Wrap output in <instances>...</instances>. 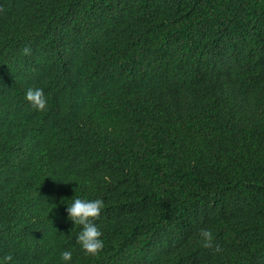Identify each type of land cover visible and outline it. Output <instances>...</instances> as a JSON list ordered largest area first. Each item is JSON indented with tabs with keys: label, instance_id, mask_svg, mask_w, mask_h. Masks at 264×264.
I'll return each instance as SVG.
<instances>
[{
	"label": "trees",
	"instance_id": "obj_1",
	"mask_svg": "<svg viewBox=\"0 0 264 264\" xmlns=\"http://www.w3.org/2000/svg\"><path fill=\"white\" fill-rule=\"evenodd\" d=\"M76 197L104 201L96 256L68 217ZM7 254L264 264V0H0Z\"/></svg>",
	"mask_w": 264,
	"mask_h": 264
},
{
	"label": "clouds",
	"instance_id": "obj_2",
	"mask_svg": "<svg viewBox=\"0 0 264 264\" xmlns=\"http://www.w3.org/2000/svg\"><path fill=\"white\" fill-rule=\"evenodd\" d=\"M22 52L24 55H31V48L26 46ZM25 99L38 111H44L47 108L48 101L41 88L27 89ZM104 207V201L100 198L89 200L76 197L71 205L66 208L68 217L73 224L82 226V230L77 237V242L81 245L86 255L96 256L104 248V241L101 239L103 233L100 227L94 223L99 218ZM199 235L203 247L210 248L213 246L214 235L211 230L201 229ZM216 250H220L219 245L216 246ZM12 259V255L7 254L3 257L0 264H8ZM61 259L66 262L70 261L72 259V252L68 250L63 251Z\"/></svg>",
	"mask_w": 264,
	"mask_h": 264
}]
</instances>
